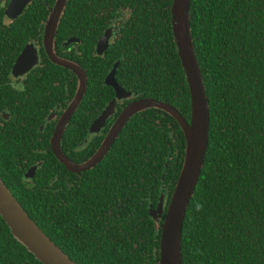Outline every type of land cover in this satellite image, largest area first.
<instances>
[{
  "label": "trees",
  "instance_id": "obj_1",
  "mask_svg": "<svg viewBox=\"0 0 264 264\" xmlns=\"http://www.w3.org/2000/svg\"><path fill=\"white\" fill-rule=\"evenodd\" d=\"M55 1L34 0L19 19L9 21L10 0H0V97L19 106L11 109L16 123H4L14 129L0 130V175L76 263L160 264L162 230L150 209L158 207L162 193L168 196L167 208L186 150L185 135L173 116L157 108L137 113L105 158L82 173L58 160L51 130L45 148L25 147L28 138L40 135L38 128L56 101L73 97L78 85L77 76L44 51L31 88L19 90L7 82L28 38L41 45L39 27ZM173 2L69 0L57 47L89 76L87 94L62 142L73 161L88 160L105 138L102 132L82 146L92 134V123L116 95L104 82L117 61L123 87L138 98L166 101L191 119L190 87L173 34ZM110 27L116 34L109 50L95 55ZM191 28L211 118L209 150L184 222V264H264V0H192ZM73 37L82 43L70 45L69 52L63 43ZM24 97H37L32 104L39 115H26ZM4 124L0 116V127ZM0 264H43L14 237L1 215Z\"/></svg>",
  "mask_w": 264,
  "mask_h": 264
},
{
  "label": "water",
  "instance_id": "obj_2",
  "mask_svg": "<svg viewBox=\"0 0 264 264\" xmlns=\"http://www.w3.org/2000/svg\"><path fill=\"white\" fill-rule=\"evenodd\" d=\"M34 0H10L6 9L7 15L17 18ZM69 0H56L46 24L44 46L50 60L71 70L78 78V86L73 101L65 110L51 139V149L58 160L74 173H82L94 168L109 153L128 122L139 112L150 108L161 109L173 116L180 124L186 138L184 164L180 177L173 191L171 200L165 208V193L161 194L157 208L151 206L150 212L158 228L162 230L160 245V264H184L183 230L190 201L195 194L201 172L209 150L210 139V104L206 84L198 60L191 28L192 0H174L172 6L173 34L178 52L186 73L191 93V119L187 120L180 111L166 101L153 98H138L131 102L118 116L110 127L107 135L96 152L84 162H75L63 151L62 141L68 125L81 106L89 86V76L86 69L76 61L61 57L55 50L56 35L60 21L67 8ZM114 36L112 27L106 29L99 39L95 55L103 56L111 46ZM73 38L67 44L77 42ZM39 61L38 49L29 43L19 55L14 70L20 72L26 67H33ZM120 61L114 65L105 79V85L113 87L117 99H131L136 96L132 91L121 85L117 78ZM115 101H112L103 113L92 123L90 133L100 132L107 124L108 118L114 113ZM31 168L27 176L36 171ZM165 214V215H164ZM0 215L6 221L14 237L28 248L43 264H78L67 255L47 235L28 211L15 197L0 175ZM164 215V220L162 217Z\"/></svg>",
  "mask_w": 264,
  "mask_h": 264
},
{
  "label": "flooded vegetation",
  "instance_id": "obj_3",
  "mask_svg": "<svg viewBox=\"0 0 264 264\" xmlns=\"http://www.w3.org/2000/svg\"><path fill=\"white\" fill-rule=\"evenodd\" d=\"M56 3V1H55ZM54 3V5H55ZM48 6L49 7V11L51 12V8L54 6ZM66 11V10H65ZM50 12H49V15H50ZM65 13V12H64ZM22 16V14L17 17V18H14V17H10L9 15L6 14V18L10 20H17L19 19L20 17ZM64 16V15H63ZM49 18V16H48ZM48 18L47 20L39 27L40 30H42V33H41V37H42V40H41V45L39 44V42L34 39V38H28L27 42L25 43L22 51L24 50V48L31 42L35 45V47L38 49V53H39V61L36 65H34L33 67H26L24 70H21L20 72H16L14 70V67H15V63L19 57V54L15 60V62L13 63V66L11 68V72L9 74V76L7 77V82L9 84H11L12 86H14L15 88H18L19 90L24 88V89H29L31 87L30 84H31V75L35 72V70L37 69V67L39 65H41V62L43 61V58H44V54H43V51L47 54L46 52V49H45V46H44V34H45V29H46V24H47V21H48ZM63 19V17H62ZM62 21V20H61ZM60 21V23H61ZM60 27V26H59ZM113 28V27H112ZM114 29V28H113ZM59 30V29H58ZM105 33V32H104ZM58 34V32H57ZM115 34H116V31L114 29V36L113 38L115 37ZM104 35V34H103ZM102 35V36H103ZM57 37V35H56ZM73 38H77L79 39V41L77 42H73V43H70V44H67L69 42V40L73 39ZM73 38H70L68 39L67 41H65L63 43L64 46H69V52L72 51L73 47H71L70 45H73V44H80L82 43V40L79 38V37H73ZM112 38V39H113ZM111 43H112V40H111ZM62 45V46H63ZM97 46V45H96ZM55 50L57 52V54L61 57H64L66 58L65 56L61 55V53H59V49L57 47V43L55 44ZM96 50V48H95ZM94 50V52H95ZM21 51V52H22ZM78 52H80V50L78 49ZM63 53V52H62ZM106 53V52H105ZM95 54V53H94ZM48 56V54H47ZM49 58V56H48ZM50 59V58H49ZM69 59V58H68ZM71 60V59H70ZM74 61V60H73ZM77 62V61H76ZM57 65V64H56ZM78 79V78H77ZM104 85H105V82H104ZM78 86V85H77ZM108 85H105V87H107ZM28 87V88H27ZM111 87V86H110ZM77 90V89H76ZM76 94V92H75ZM75 94L73 95V97H60L58 99V101H56V103L53 105V107L51 108V111L48 113V115L44 118V120L41 122L39 128H38V132L40 133V135L37 137H31V138H28V139H31V142L29 143V145L25 146L27 149H43L46 147V144H45V141H46V136H47V132H49V130L52 131L51 133V137H50V143H51V139H52V136L54 134V131L56 130V127L60 121V118L62 117V115L64 114L65 110H67V108L69 107V105L71 104V102L73 101L74 99V96ZM31 95L30 93H28L26 96H29ZM137 97V98H136ZM139 96H134L133 98L131 99H117L116 95L115 97L113 98L112 101H115V105H114V113L111 115L110 118H108V121H107V124L104 128H102V130L98 133H92L90 134L89 138L86 140V142H84L82 144V146H85L87 147L89 141L92 139V138H95L97 135H99L100 133H104L105 132V136L107 135L108 131L110 130V127L112 126V124L116 121V119L118 118V116L127 108V106L129 104H131L132 101L138 99ZM26 98V101H24L25 103V111L27 112L26 115H39L38 114V109L39 107L37 106L38 109L35 110V105L32 104V102H35V99L37 100V97H24ZM44 98V97H43ZM42 98V99H43ZM136 98V99H135ZM41 99V100H42ZM39 100V101H41ZM38 101V100H37ZM110 101L108 103V105L112 102ZM124 101H129L125 108H123V110L121 112L120 111V108L119 106L123 105L124 104ZM11 102V104H10ZM123 103V104H122ZM23 104V105H24ZM40 104H43L42 102ZM107 105V106H108ZM21 106V105H20ZM107 106L104 108V110L107 108ZM43 109H46V106L45 105H42L41 106ZM11 109H19V106L17 105V103H14L13 100H9L8 97H0V116H1V119L3 121V124L6 123V122H10L13 118V112L11 111ZM103 110V111H104ZM44 111V110H43ZM103 111L100 113V115L103 113ZM99 115V116H100ZM98 116V117H99ZM12 123H16V121L12 120ZM14 126H18L19 124H13ZM6 128H8L9 130H13V126H1L0 127V130L1 131H5ZM14 137V133L12 131H10V135L8 136V140L11 141L12 138ZM25 138V137H24ZM23 139V138H22ZM63 142V141H62ZM41 163V162H39ZM167 199H168V196H167ZM168 203V200L166 201V204Z\"/></svg>",
  "mask_w": 264,
  "mask_h": 264
},
{
  "label": "rangeland",
  "instance_id": "obj_4",
  "mask_svg": "<svg viewBox=\"0 0 264 264\" xmlns=\"http://www.w3.org/2000/svg\"><path fill=\"white\" fill-rule=\"evenodd\" d=\"M166 194V193H165ZM166 198H167V194H166V196H165V203H166Z\"/></svg>",
  "mask_w": 264,
  "mask_h": 264
},
{
  "label": "clouds",
  "instance_id": "obj_5",
  "mask_svg": "<svg viewBox=\"0 0 264 264\" xmlns=\"http://www.w3.org/2000/svg\"><path fill=\"white\" fill-rule=\"evenodd\" d=\"M170 202V201H169ZM166 205V204H165ZM169 205V204H168ZM168 207V206H167Z\"/></svg>",
  "mask_w": 264,
  "mask_h": 264
}]
</instances>
